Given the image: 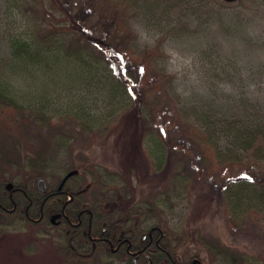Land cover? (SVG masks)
I'll return each instance as SVG.
<instances>
[{
  "label": "trees",
  "instance_id": "1",
  "mask_svg": "<svg viewBox=\"0 0 264 264\" xmlns=\"http://www.w3.org/2000/svg\"><path fill=\"white\" fill-rule=\"evenodd\" d=\"M128 2L6 3L3 24L9 54L0 67V112L11 111L0 136V230L3 225L20 221L30 229L42 227L53 237L62 231L63 240L50 242L56 257L53 264H90L99 256L111 262L123 259L129 264H196L192 256L200 258L197 250L184 259L176 255L160 222L142 225L129 207L126 184L106 195L91 158H78L61 177L45 180L61 168L51 163L57 152L49 157L50 161L44 153L51 141L55 145L63 141L61 136L49 134L52 118L61 116L82 124L85 133L91 120L94 126L97 122L82 99L67 105L49 102L52 95L67 97L73 88L83 91L100 87L110 97L108 103L117 100L120 104L117 124L113 125V148L125 167L132 169L147 156L163 175L173 166V158L180 162L185 158L195 170L199 162L207 177L217 176L221 201L232 208V217L238 207H245L250 222L264 221L257 215L264 213L263 128L247 118H232L218 129L225 134L221 136L224 141L209 144L208 127L183 123L179 133L185 136V147L169 144L165 136L170 134L165 129L170 122L174 127L173 120L160 121L157 113L163 77L147 79L148 69L136 56L132 29L119 16L120 8ZM109 127L107 124L103 130ZM13 128L18 130L12 135ZM25 137L32 142L27 144ZM170 173L173 178L182 176L183 181L189 178L178 169ZM34 178L44 179L43 184L28 182ZM205 243L214 249L221 264H245L244 254L231 245L213 238Z\"/></svg>",
  "mask_w": 264,
  "mask_h": 264
},
{
  "label": "rangeland",
  "instance_id": "2",
  "mask_svg": "<svg viewBox=\"0 0 264 264\" xmlns=\"http://www.w3.org/2000/svg\"><path fill=\"white\" fill-rule=\"evenodd\" d=\"M6 3L7 0H0V67L9 54L3 24ZM127 4L120 8L119 16L132 29L136 56L148 69L145 76L149 80L156 75L163 77V96L157 113L160 121L173 120L174 127L170 122L165 129L170 134L165 136L169 144L185 147V136L179 133L183 123L208 127L209 144L224 141L225 134L218 129L232 118H247L264 130V0H130ZM86 89L73 88L67 97H46L56 105L83 100L97 118L95 126L91 120L87 133L82 124L66 117L52 118L49 134L61 136L63 141L61 145L51 141L44 153L50 161L49 157L57 152L51 163L61 168L45 177L47 182L54 176L61 177L78 158H91L106 195L126 184V199L134 215L144 226L160 222L174 253L181 259L197 250L200 258L192 256L194 263L221 264L214 249L205 243L213 238L242 252L245 264H264V221L250 222L245 207L236 208L232 217V208L221 201L217 176L207 177L197 161L195 170L185 158L181 162L173 158V166L163 175L147 156L143 162L139 159L134 168L125 167L113 148V125L117 124L120 104L117 100L108 103L110 97L100 87ZM10 111L0 112V136L6 130L2 125ZM107 124L111 127L103 130ZM16 130L13 128L10 133L13 135ZM25 139L27 144L32 142ZM176 169L189 178H173L170 172ZM86 177L91 179L90 175ZM43 180L34 178L28 182L43 184ZM257 215L264 218L263 212ZM1 228L0 264L55 262L50 242L63 240L62 231L53 237L42 227L30 229L20 221ZM90 264L129 263L123 259L111 262L99 256Z\"/></svg>",
  "mask_w": 264,
  "mask_h": 264
},
{
  "label": "water",
  "instance_id": "3",
  "mask_svg": "<svg viewBox=\"0 0 264 264\" xmlns=\"http://www.w3.org/2000/svg\"><path fill=\"white\" fill-rule=\"evenodd\" d=\"M68 175H69V173H67V174L63 177V179H62L61 182H60V185L64 182V180L66 179V177H67ZM57 215H58V214L53 215V216L51 217V219L53 220Z\"/></svg>",
  "mask_w": 264,
  "mask_h": 264
},
{
  "label": "flooded vegetation",
  "instance_id": "4",
  "mask_svg": "<svg viewBox=\"0 0 264 264\" xmlns=\"http://www.w3.org/2000/svg\"><path fill=\"white\" fill-rule=\"evenodd\" d=\"M150 262V261H149ZM147 264H149V263H147ZM150 264H151V262H150Z\"/></svg>",
  "mask_w": 264,
  "mask_h": 264
}]
</instances>
